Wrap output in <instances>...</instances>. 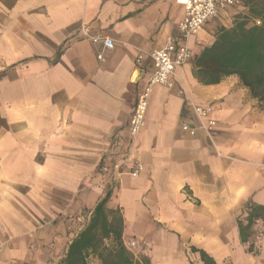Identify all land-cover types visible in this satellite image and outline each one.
I'll use <instances>...</instances> for the list:
<instances>
[{
    "label": "crops",
    "instance_id": "obj_1",
    "mask_svg": "<svg viewBox=\"0 0 264 264\" xmlns=\"http://www.w3.org/2000/svg\"><path fill=\"white\" fill-rule=\"evenodd\" d=\"M182 1L0 0V264H59L106 194L140 264H264V101L236 74L204 82L193 63L248 7L189 37L191 59L151 86L129 132Z\"/></svg>",
    "mask_w": 264,
    "mask_h": 264
},
{
    "label": "trees",
    "instance_id": "obj_2",
    "mask_svg": "<svg viewBox=\"0 0 264 264\" xmlns=\"http://www.w3.org/2000/svg\"><path fill=\"white\" fill-rule=\"evenodd\" d=\"M248 7L230 27L217 29L213 41L194 59L199 76L215 83L236 74L253 97L264 101V4L245 0ZM260 20L257 24L255 20ZM108 194L94 207L88 223L71 240L59 264H89L94 255L100 264H140L122 239V219L106 207Z\"/></svg>",
    "mask_w": 264,
    "mask_h": 264
},
{
    "label": "built area",
    "instance_id": "obj_3",
    "mask_svg": "<svg viewBox=\"0 0 264 264\" xmlns=\"http://www.w3.org/2000/svg\"><path fill=\"white\" fill-rule=\"evenodd\" d=\"M182 4L184 5V14L177 25L178 35L168 36L164 45L155 49L150 54L153 70L148 76L145 86L137 95L129 119V132L133 141L138 137L145 124L151 86L153 84H162L170 87L172 85L170 76L174 73L175 67L191 59L192 54L188 46L189 37L199 32L207 23L216 19L226 8L244 7L245 0H183ZM255 22L259 24L260 20L257 19ZM91 39L93 42L101 41L105 48L113 47V41L108 35L98 34L91 36ZM98 57L101 58V54H98ZM140 58L141 55L138 56V59ZM193 111L200 118H204L210 113L211 107L193 105ZM214 123L213 119L208 118L204 127L211 129ZM182 129L188 131L190 134L195 133V128L189 126L187 123L182 124ZM123 161L119 164V167L126 164V159ZM142 169V162L138 158L133 157L128 173L131 176H138ZM101 170L107 173L108 166L103 164ZM262 231V238L264 240V225ZM125 246L127 247L126 243ZM127 249L129 248L127 247Z\"/></svg>",
    "mask_w": 264,
    "mask_h": 264
},
{
    "label": "rangeland",
    "instance_id": "obj_4",
    "mask_svg": "<svg viewBox=\"0 0 264 264\" xmlns=\"http://www.w3.org/2000/svg\"><path fill=\"white\" fill-rule=\"evenodd\" d=\"M129 250V249H128ZM130 251V250H129ZM131 252V251H130ZM132 253V252H131ZM88 261H89V264H100V262H99V259L96 257V256H94V255H90L89 257H88Z\"/></svg>",
    "mask_w": 264,
    "mask_h": 264
}]
</instances>
